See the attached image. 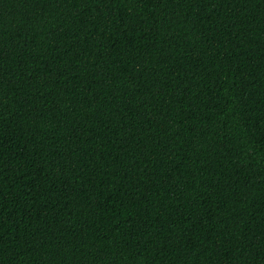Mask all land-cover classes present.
<instances>
[{
    "label": "trees",
    "instance_id": "1",
    "mask_svg": "<svg viewBox=\"0 0 264 264\" xmlns=\"http://www.w3.org/2000/svg\"><path fill=\"white\" fill-rule=\"evenodd\" d=\"M0 264H264V0H0Z\"/></svg>",
    "mask_w": 264,
    "mask_h": 264
}]
</instances>
